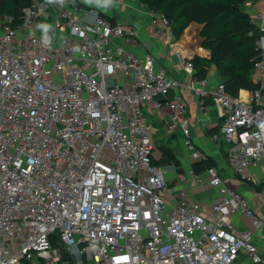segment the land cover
Returning a JSON list of instances; mask_svg holds the SVG:
<instances>
[{"label":"built area","instance_id":"obj_1","mask_svg":"<svg viewBox=\"0 0 264 264\" xmlns=\"http://www.w3.org/2000/svg\"><path fill=\"white\" fill-rule=\"evenodd\" d=\"M92 1L143 14L187 79L129 50L139 26L85 5ZM254 2L258 86L247 100L195 77L170 20L139 0H31L22 24L0 8V264H264V218L249 199L213 166L218 196L199 210L153 163L145 115L150 103L170 111L169 129L189 138L186 88L203 114L208 100L220 106L213 138L231 143L235 174L251 181L250 169L264 172V0L244 6ZM61 27L69 35H57ZM236 215L256 234L238 232Z\"/></svg>","mask_w":264,"mask_h":264},{"label":"crops","instance_id":"obj_2","mask_svg":"<svg viewBox=\"0 0 264 264\" xmlns=\"http://www.w3.org/2000/svg\"><path fill=\"white\" fill-rule=\"evenodd\" d=\"M85 5H95L99 12L106 16L112 17L117 21L129 20L139 26L140 35L138 41L135 44L128 45L127 48L134 51L139 56H143L148 52L155 54L158 56L157 66L159 69L165 67L178 77V79L183 81L187 79L186 73L177 63L173 53L167 49L166 44L152 35V29L148 24L147 18L143 14L130 9L113 6L105 1H92ZM261 7V4L254 2L252 6L245 7V10L252 18L261 10ZM88 18L93 20L95 15H90ZM45 23L39 18L36 29L42 32L45 29ZM56 32H59L57 35H69V31H65L62 27L60 30L56 29ZM191 39L192 42H188L185 39L181 43L177 42L183 47L184 51L190 58H193L195 55L209 58L210 52L202 49L199 45L201 40H195V37L193 39V36ZM210 70L212 71L211 83L209 81L210 85L216 87L218 84H222L223 80L218 75L215 65L209 67L207 79ZM254 76V82L257 83L258 73ZM250 91L251 89H241L237 95L243 100H247ZM181 92L185 95L187 100L191 130V136L189 138H187L180 129H169V122L171 119L170 111H161L157 109L153 103L146 106L145 115L152 128V136L155 144L152 156L153 163L161 168H167L169 172H165L166 178L171 187L174 189L186 190L190 201L195 203L197 208L201 211H209L214 199L218 196L219 190L212 186L207 175L208 167H217L221 177L227 182V184L237 189L249 199L253 208L264 218V199L262 197V191L264 190L263 170L250 169L249 174L252 178L251 181H244L235 174L227 161V153L229 147H231V143L224 138H220L216 141L213 138L215 134L219 133L222 125L220 106L214 104L213 101L208 100V114L205 115L199 105V99L194 94L186 88H183ZM172 95H174L173 92L171 93V96ZM188 141L191 142L190 145L187 143ZM162 148H165V151L171 152L173 154L172 157L180 161L179 166L174 168L172 161H170V163L167 162V165L161 163L163 159L166 161L167 157L163 156L161 151ZM195 154H199L200 157H195ZM192 174L199 176L201 182H193ZM233 222L234 227L238 232L245 230L251 231L255 234L257 232L252 223L242 215L234 216ZM260 245L264 250V244L260 243Z\"/></svg>","mask_w":264,"mask_h":264},{"label":"trees","instance_id":"obj_3","mask_svg":"<svg viewBox=\"0 0 264 264\" xmlns=\"http://www.w3.org/2000/svg\"><path fill=\"white\" fill-rule=\"evenodd\" d=\"M139 1L170 20L172 33L178 42L184 39L192 42L193 36V39L201 40L199 45L202 49L210 52L209 58L200 55L192 58L195 77L207 78L209 67L215 65L230 95L238 96L241 89L257 88L254 64L259 59L255 47L260 31L252 25V18L245 10L244 4L248 0ZM29 6L31 0H0L2 12L12 15L15 24L23 23L24 9ZM161 151L164 157L173 155L165 148ZM171 160L177 162L174 157Z\"/></svg>","mask_w":264,"mask_h":264},{"label":"rangeland","instance_id":"obj_4","mask_svg":"<svg viewBox=\"0 0 264 264\" xmlns=\"http://www.w3.org/2000/svg\"><path fill=\"white\" fill-rule=\"evenodd\" d=\"M88 19V18H87ZM41 20H42V22L43 23H45L47 20H48V14H43L42 16H41ZM51 27H54L55 26V22L53 21L51 24ZM213 65H211V67H212ZM156 69H159L158 68V66H156ZM211 70H210V74H209V77H208V81H210L211 80ZM210 83H211V81H210ZM155 146V145H154ZM176 159V158H175ZM164 160V159H163ZM177 160V162L175 161V160H171V158H169V157H166V161H163L162 163H164L163 165H167V162L168 163H170V161H172L173 162V164H174V168L175 167H177V166H179V164H180V161L178 160V159H176ZM163 169L165 170V172L167 171V172H169V170L167 169V168H165V167H163ZM174 170V169H173ZM166 172V173H167ZM90 264H94V262H90Z\"/></svg>","mask_w":264,"mask_h":264},{"label":"water","instance_id":"obj_5","mask_svg":"<svg viewBox=\"0 0 264 264\" xmlns=\"http://www.w3.org/2000/svg\"><path fill=\"white\" fill-rule=\"evenodd\" d=\"M65 260H66V261H70V256H69V254H67Z\"/></svg>","mask_w":264,"mask_h":264}]
</instances>
